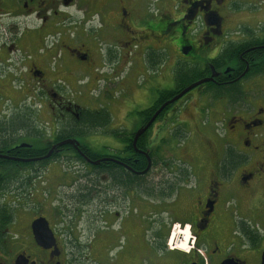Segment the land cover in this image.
Listing matches in <instances>:
<instances>
[{
  "label": "flooded vegetation",
  "instance_id": "af4514ba",
  "mask_svg": "<svg viewBox=\"0 0 264 264\" xmlns=\"http://www.w3.org/2000/svg\"><path fill=\"white\" fill-rule=\"evenodd\" d=\"M0 31V264H262L264 0H0ZM23 87L38 109L2 95ZM201 123L222 127L223 155L166 160L183 134L205 135ZM71 139L78 149H55ZM58 164L94 184L107 225L86 241L53 186L36 187ZM133 209L140 224L115 229ZM176 224L188 253L169 245Z\"/></svg>",
  "mask_w": 264,
  "mask_h": 264
},
{
  "label": "rangeland",
  "instance_id": "374dc122",
  "mask_svg": "<svg viewBox=\"0 0 264 264\" xmlns=\"http://www.w3.org/2000/svg\"><path fill=\"white\" fill-rule=\"evenodd\" d=\"M3 30V29H2ZM0 46H3V44H9V37L5 35V32L0 31ZM169 76H171V72L168 70L167 72V77L169 79ZM127 80L132 79L130 76L126 77ZM139 84H142L143 79H140ZM131 87V85H129ZM4 88V87H3ZM0 89H2L0 87ZM7 89V88H6ZM118 91H123V88L121 84L118 85ZM20 92L18 93H7L4 92L2 95L5 97L9 96L11 98H15L16 100V105H18L22 108L24 106L28 107H33L34 110L38 109L39 105H35V89L23 87V89H19ZM124 92V91H123ZM263 93H264V87H263ZM7 94V96H5ZM2 97V96H1ZM128 98V95L126 96V93H124L123 97L120 96L119 98V103H124L125 106L130 109L129 103L126 99ZM3 98V99H4ZM7 99V98H6ZM81 107H85L88 109L95 108V105L92 104H80ZM24 108V109H25ZM201 126L204 130V134L206 135H199L197 133L193 132H188L183 134L182 136L179 137V140L176 141V143L179 146H182L181 149L177 152H168L166 153V160L173 162L174 164H178V160L182 159L181 158V150H186L185 153L183 154L185 156V159L194 160L196 163L198 162H204L207 163L209 160H215L216 159V152L219 150L220 156L223 155L224 153V146L227 141V138L222 134V127L219 125L217 128L219 129V132L217 131H212L210 128H205L204 125L201 123ZM210 126V123H209ZM87 141L91 144V146L95 149L98 150V146H101L98 140V136L96 134H93L92 136H88ZM111 144H113V140L110 141ZM213 144H215L217 147H214ZM110 145V144H109ZM245 147V146H244ZM55 168L52 169L53 174L51 175V181L48 182L46 185L38 183L37 188L39 189V193H42L44 188H49V184H51V188L53 186V191L55 193V206L56 208H63L64 211V222L66 226L73 225V229H75V235L76 237L80 238L82 237L83 241H86V237H89L90 234L88 235L89 232L88 227L90 225H93L96 229L99 227H104L107 225L103 222V220H98L97 219V208H98V201L96 199V196L94 194V184H92L89 180L83 179L81 176H83V173H87L85 168H69L67 164H58L54 166ZM89 189H93L92 191ZM46 192V191H45ZM79 193H86V199H87V204L86 205H73V197L77 196ZM46 198V196H45ZM132 202L130 205L131 209L133 205H136V203ZM129 205V203H128ZM129 206H127L128 208ZM154 207H157V201L152 200L151 201V215L150 217L156 218L158 214L154 213ZM73 208L75 209H80L81 211L83 210V215H81V212L74 214ZM138 208L141 209V205H138ZM128 210V209H127ZM124 213V212H122ZM156 214V215H155ZM164 215V214H163ZM165 216V215H164ZM145 218V217H144ZM166 218V216H165ZM126 219H130L134 221L135 224H140L142 220V212H139L137 209H133L129 214L126 213V216H122L121 218L118 219V221L111 219V223L115 226V229L120 230L122 227L125 226L126 224ZM93 220V221H91ZM133 223V224H134ZM76 226V227H75ZM86 231V232H85ZM172 232V231H170ZM188 230L184 231L183 233H180L182 236L183 234L187 233ZM189 233V232H188ZM152 234V233H151ZM172 233H170V236ZM177 239L175 240V242ZM123 241L119 242L118 244L123 245ZM89 245V244H88ZM99 247V245H98ZM96 247V249L99 251V248ZM188 247V243L184 244L182 243L179 248H182V251H185L186 248ZM95 249V248H94ZM188 251V250H187ZM87 258H89V253H90V248H87L85 251ZM185 253V252H183ZM87 264H91V261H87Z\"/></svg>",
  "mask_w": 264,
  "mask_h": 264
},
{
  "label": "water",
  "instance_id": "95a60500",
  "mask_svg": "<svg viewBox=\"0 0 264 264\" xmlns=\"http://www.w3.org/2000/svg\"><path fill=\"white\" fill-rule=\"evenodd\" d=\"M212 80H213V78H211V79H206V80H202V81H199V82L193 84L192 86H190L189 88H187L185 91H183L182 94H180L177 98H175L171 103L176 102V101L179 100L181 97H183L186 93H188L189 91L195 89L196 87H198V86H200V85H202V84H204V83L211 82ZM67 145L73 146L74 148H77V149H78V147H79V143H78L76 140L71 139V140H66V141H63V142L59 143V144L55 147V149H57L58 147H64V146H67ZM50 156H51V153L48 155V157H50ZM95 164H97V163H95ZM227 264H229V263H227ZM262 264H264V255H263V261H262Z\"/></svg>",
  "mask_w": 264,
  "mask_h": 264
},
{
  "label": "built area",
  "instance_id": "2783aa9c",
  "mask_svg": "<svg viewBox=\"0 0 264 264\" xmlns=\"http://www.w3.org/2000/svg\"><path fill=\"white\" fill-rule=\"evenodd\" d=\"M184 231L180 228V225H176L173 229L172 236L170 239V246L172 247L173 245L176 246V248H179V246L182 244L181 239L183 236L180 235V233H183ZM177 241L175 242V240ZM188 252V251H187Z\"/></svg>",
  "mask_w": 264,
  "mask_h": 264
},
{
  "label": "trees",
  "instance_id": "16d2710c",
  "mask_svg": "<svg viewBox=\"0 0 264 264\" xmlns=\"http://www.w3.org/2000/svg\"><path fill=\"white\" fill-rule=\"evenodd\" d=\"M91 128H93V127H91ZM89 129H90V128H89ZM73 134H74L73 132H70V133H69L70 136H72ZM60 139H62V138L59 137L58 140H60ZM90 190L92 191L93 189H90Z\"/></svg>",
  "mask_w": 264,
  "mask_h": 264
}]
</instances>
